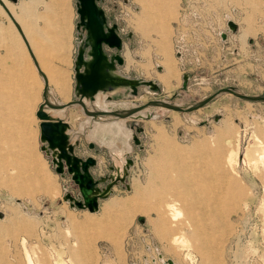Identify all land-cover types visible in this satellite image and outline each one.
I'll return each instance as SVG.
<instances>
[{
  "label": "rangeland",
  "instance_id": "obj_1",
  "mask_svg": "<svg viewBox=\"0 0 264 264\" xmlns=\"http://www.w3.org/2000/svg\"><path fill=\"white\" fill-rule=\"evenodd\" d=\"M70 2L74 28L69 70L74 65L78 20L75 0ZM98 4L122 39L119 53L124 60L117 64L119 72L156 80L160 86L143 84L136 93L125 86L112 95L111 108L155 98L188 104L225 86L264 95V0H102ZM229 20L236 24L234 31ZM1 27L2 23L0 59L4 50H21L14 39L9 47L4 45L8 39ZM6 56L4 68L10 71L12 58L7 52ZM167 65L173 66L172 75ZM185 73L188 78L182 86ZM70 78L73 97L74 76ZM39 91H27L26 100L25 89H0V264H28V260L33 264H164L168 260L264 264V166L243 158L256 137L264 141V100L222 91L189 111L152 104L143 111L154 117L122 118L133 132L125 155L132 162L124 180L113 183L91 214L64 198L65 191L77 196V185L67 173L56 172L41 149L35 114L43 101ZM25 100L28 104L23 105ZM64 115L75 128L85 119L78 104ZM27 127L35 131L27 133ZM76 138L75 153L96 158L91 172L103 178L99 186H105L114 167L108 147L83 132ZM185 180L197 191L202 189L205 211L190 190L183 193ZM233 182L242 194L231 189ZM217 191L223 217L212 209ZM183 199L194 206L190 212L196 230L187 223ZM89 220L96 225H89ZM183 236L188 238L186 245L173 242Z\"/></svg>",
  "mask_w": 264,
  "mask_h": 264
},
{
  "label": "water",
  "instance_id": "obj_2",
  "mask_svg": "<svg viewBox=\"0 0 264 264\" xmlns=\"http://www.w3.org/2000/svg\"><path fill=\"white\" fill-rule=\"evenodd\" d=\"M11 1L16 2L17 0ZM99 1L102 0H75L78 20L75 23L77 40L75 41L76 53L73 59V98L65 102L49 99L47 80L43 72L39 70V73L44 79L42 90L43 101L38 104L35 111L36 116L39 118L38 126L39 138L42 142L41 149L50 156L51 165L55 171L61 175L67 173L78 188L77 196H73L65 191L64 198L80 208L86 207L89 211L98 208L99 198L110 193L113 183H116L118 180H124L127 168L132 162V159L126 158V171L123 175L115 177L109 176L110 180L108 183L100 187L99 181L103 178H96L91 172V166L96 164V158L92 155L82 157L75 153L74 148L77 143V138L74 140L70 139L68 131L70 127L69 123L65 120L64 116L52 114L50 109L64 108L65 112L68 107L78 104L85 114L94 116L98 114H111L117 118H124L137 116L135 112L152 104L162 105L180 111H189L204 105L222 91L231 92L250 100H264L263 94H247L233 87L225 86L200 100L188 104L171 102L167 98H155L130 107L111 108L110 106L109 108H90L86 101L94 99L99 90L108 89L110 86H128L132 93H136L138 87L143 84L153 88H160L156 80L153 79L139 77L133 79L123 73H114V70L118 69L117 64H122L124 60L123 56L119 53L123 43L117 33V25L108 24L105 12L98 4ZM14 24L19 30L18 25L16 23ZM228 25L232 31L236 29V24L233 21H228ZM105 47L114 49L115 51L108 53ZM27 48L30 50L28 46ZM183 78L182 86H185L188 74L184 75ZM120 90L122 89L117 90V92ZM108 97L112 98V95L109 94ZM144 116L151 115L146 113ZM137 129H141V127ZM134 140L138 142L137 137ZM90 145H93L92 141H90ZM111 168H113V164ZM168 262L174 264L172 261L168 260Z\"/></svg>",
  "mask_w": 264,
  "mask_h": 264
},
{
  "label": "crops",
  "instance_id": "obj_3",
  "mask_svg": "<svg viewBox=\"0 0 264 264\" xmlns=\"http://www.w3.org/2000/svg\"><path fill=\"white\" fill-rule=\"evenodd\" d=\"M37 7H41V11H36ZM72 15L74 16V9L70 0H17L16 2L0 0L1 29L8 39V41L4 39V45L7 44L6 47H9L8 44L14 39L19 44V48H21V50H4L5 54L0 59V65H3L0 67V89H16L18 92L25 89L24 95L26 100L27 91L39 89L42 97L44 79L40 76V70L43 72L49 88L52 89L58 101L65 102L73 98L71 95L72 83L70 78L73 75V68L70 70L67 68V65H70L72 62L70 56V54L72 55L71 35L74 28ZM34 17L36 19H33ZM14 23L24 32L30 45V51L25 46L20 31ZM6 52L12 58L11 67H9L10 71L4 68L6 64L4 63V59L7 57ZM55 62L59 63L58 66L54 65ZM36 63L38 66H36ZM64 82L69 87L67 90L68 99L59 94V87ZM57 85L59 86L57 87ZM39 92L37 93V98H39ZM26 100L23 102V105L28 104ZM29 104L32 105L33 100ZM25 112L28 114L27 109ZM64 114L65 120L69 121L68 117ZM84 117L86 118V116ZM36 120L39 123L37 117ZM31 128L27 127L26 132L35 131L34 128ZM89 128L86 127L87 130ZM71 129L75 132L79 127H71ZM116 144L118 146V141Z\"/></svg>",
  "mask_w": 264,
  "mask_h": 264
},
{
  "label": "bare ground",
  "instance_id": "obj_4",
  "mask_svg": "<svg viewBox=\"0 0 264 264\" xmlns=\"http://www.w3.org/2000/svg\"><path fill=\"white\" fill-rule=\"evenodd\" d=\"M145 4H146V2H145ZM229 21H231V20H229ZM19 31H20V35H21L24 43L26 42L25 46L29 47L30 45H29V42H28L24 32H22L20 29H19ZM163 54L165 56L167 55L165 52ZM36 66H38L37 63H36ZM167 66H166L167 69L169 71H171V75H172L174 73L173 66L172 65H167ZM114 71H115L114 73H120L118 69H116ZM171 75H170V77H171ZM184 75H187V73H185ZM40 76L43 79V76L41 74H40ZM132 78L136 79V77H132ZM58 86L59 85H57V87ZM68 88L69 87H68L67 83H65V82L62 83L61 87H59V92H60L59 94H61L62 97L67 98L68 97V92H67ZM123 88L124 87L122 85H116V86H110L108 89L99 90L97 92L95 98L92 100H87L86 103L90 108H109L111 105H113L112 104L113 101L110 100L111 98L108 97V95L109 94L113 95L115 92H117V90L123 89ZM48 96H49V99L58 101L56 99L52 89L49 88V86H48ZM146 107L147 106H145L144 108L135 112V115L144 116L146 113H149L151 115V117H154V115L151 112H144L143 111V109H145ZM50 111L54 115L63 116V114H64V108L50 109ZM85 116H87V117L81 122V125L79 126V129L77 131L73 132L72 131L73 129H71V127L68 128V131L70 134V136H69L70 139L74 140L77 137V134L79 132H83L85 134V137H87L89 139H95L96 138L99 140V143L100 142H101V144L104 143L103 145L106 144L107 147L109 148V151L111 153L113 163H114V167H113L111 177L123 175L126 171V156H125L126 151L130 149V144L128 142V138L130 135L133 134L132 129L129 128L127 125H125V122H124V120H122V118H117L111 114H98L97 116L85 114ZM86 127H90L89 130H87ZM117 141H120L122 143L121 146H119V145L117 146V144H116ZM243 158L248 163L260 161L261 164L264 166V141H262L259 137H256L255 141H254V145L246 149V151L243 155ZM234 163H235V161H234ZM207 179H209V178H207ZM202 183L204 184V182H202ZM202 183L200 184V187L202 186ZM205 185H206V183H205ZM231 185H232L231 189H233V188L237 189L238 195L242 194V191L240 190L241 188L238 187V184L236 182H233ZM112 187H113V185H112ZM219 187L220 186H218V188ZM183 188H184V190H183L184 194L187 193L185 190H190V192L192 193V198H193L194 202L196 204L200 205V209L202 211H205L206 210L205 209L206 208V199H205L206 197H204L205 195H203L204 193H203L202 189H198L199 191H197V188H195V186H193V183L190 180H185L183 182ZM213 195H214L213 196L214 198H213V203H212V205H213L212 209H214L216 212H219V215L221 217L223 214L222 212H224V210L221 207L222 206V201H221V197H220L221 192L220 191L214 192ZM224 197H227V195L225 194ZM240 197H239V199H240ZM263 203H264V198H263ZM261 205H263V204H261ZM168 207L170 209H172L174 207L173 203L168 204ZM193 207H194L193 204L186 201V199H183V209L186 211L185 212L186 213V220H188L187 223L193 227V230H196L198 225L194 221V218H195L194 215L191 214V212H190V209H193ZM89 212H92L91 214H94L93 213L94 211H89ZM177 214L178 213L172 214V215L170 214L172 220H175L177 218ZM89 225H96V223L93 220L92 221L89 220ZM263 232H264V230H263ZM187 241H188V238L185 236L174 237V240H173L174 243L175 242H182L183 245H186ZM169 261H171V260H169ZM70 262H72V261H70ZM74 263H76V262H74ZM163 263L171 264L168 261L163 262ZM173 263L177 264L175 262H173ZM28 264H33V262L31 260H28Z\"/></svg>",
  "mask_w": 264,
  "mask_h": 264
}]
</instances>
